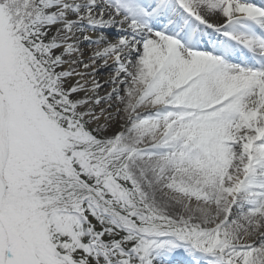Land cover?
Wrapping results in <instances>:
<instances>
[{"label": "snow or ice", "instance_id": "snow-or-ice-1", "mask_svg": "<svg viewBox=\"0 0 264 264\" xmlns=\"http://www.w3.org/2000/svg\"><path fill=\"white\" fill-rule=\"evenodd\" d=\"M0 264H264V0H0Z\"/></svg>", "mask_w": 264, "mask_h": 264}]
</instances>
